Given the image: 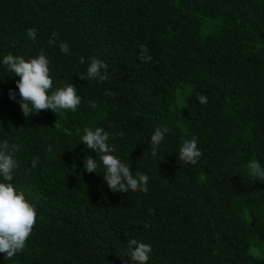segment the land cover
<instances>
[{
  "label": "trees",
  "instance_id": "obj_1",
  "mask_svg": "<svg viewBox=\"0 0 264 264\" xmlns=\"http://www.w3.org/2000/svg\"><path fill=\"white\" fill-rule=\"evenodd\" d=\"M207 20L218 35L203 36ZM141 44L148 63L138 59ZM41 51L52 91L76 87L75 112L23 115L20 78L3 57ZM93 57L108 65L107 81L78 78ZM97 127L109 133L112 155L149 177L146 193H113L102 165L85 171V157H99L81 138ZM157 127L169 131L152 156ZM193 136L202 152L194 165L177 157ZM5 140L19 145L11 183L37 218L25 249L0 253V264H132V238L151 245L147 264H264V178L248 168L264 167V0H0Z\"/></svg>",
  "mask_w": 264,
  "mask_h": 264
},
{
  "label": "clouds",
  "instance_id": "obj_2",
  "mask_svg": "<svg viewBox=\"0 0 264 264\" xmlns=\"http://www.w3.org/2000/svg\"><path fill=\"white\" fill-rule=\"evenodd\" d=\"M26 33L35 43L37 30L28 28ZM56 35L53 33V37ZM48 43L54 44L55 41L49 39ZM59 47L62 53L69 54L67 43L61 42ZM138 59L143 63H148L152 59L144 44L139 45ZM2 62L10 72L14 73V76L20 78L16 82V87L19 90V106L26 118L39 114L42 110H52L55 113L59 110L75 112L80 105L81 97L77 95V89L71 83L52 91L53 80L49 74V60L43 51L37 57L28 60L8 53L3 57ZM79 62L84 64L85 59L81 57ZM107 69L108 65L104 61L93 57L87 67L86 76L81 75L78 78L82 81L87 79L104 82L109 79ZM106 94L115 98V93L106 92ZM9 98L15 100L16 93L10 90ZM196 99L202 105L207 104V97L204 94L197 95ZM168 131L166 127L163 129L157 127L154 130L150 138L152 156L157 155L158 148ZM84 132L81 143L99 157V160L91 155L85 157L83 163L87 173H97V168L102 165L104 168L103 180L113 193H129L130 191L146 193L148 191L149 177L138 171L133 175L130 165L112 155L116 151V147L108 143V132L101 127H97L94 131L86 128ZM114 135L123 137V132ZM18 151V144H9L7 140L0 142V177L4 181L0 182V253H6L5 258L7 259L13 258L25 249L26 241L32 233L37 218L35 207L11 183L14 178L13 170L18 167L14 153ZM48 151H51V148ZM201 156L202 152L198 148L195 136L183 141L177 155L180 161L193 165L198 162ZM39 159L38 156L33 158L32 169H35ZM248 168L253 179L264 178V167L259 162L251 161ZM144 227L145 229L149 228L150 223H145ZM151 251V245L138 242L135 238L127 241V253L132 264H147Z\"/></svg>",
  "mask_w": 264,
  "mask_h": 264
},
{
  "label": "rangeland",
  "instance_id": "obj_3",
  "mask_svg": "<svg viewBox=\"0 0 264 264\" xmlns=\"http://www.w3.org/2000/svg\"><path fill=\"white\" fill-rule=\"evenodd\" d=\"M218 22H214L211 20L205 21V25L203 28V36L205 37H214L219 34V28L217 27ZM258 243V241H253V247L251 249L252 253H255V246Z\"/></svg>",
  "mask_w": 264,
  "mask_h": 264
}]
</instances>
